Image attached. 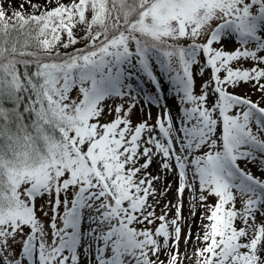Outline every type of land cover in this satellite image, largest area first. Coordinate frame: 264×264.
Returning <instances> with one entry per match:
<instances>
[{
	"label": "snow or ice",
	"instance_id": "obj_1",
	"mask_svg": "<svg viewBox=\"0 0 264 264\" xmlns=\"http://www.w3.org/2000/svg\"><path fill=\"white\" fill-rule=\"evenodd\" d=\"M8 5L0 264H264V0Z\"/></svg>",
	"mask_w": 264,
	"mask_h": 264
},
{
	"label": "rangeland",
	"instance_id": "obj_2",
	"mask_svg": "<svg viewBox=\"0 0 264 264\" xmlns=\"http://www.w3.org/2000/svg\"><path fill=\"white\" fill-rule=\"evenodd\" d=\"M20 2H21V0H9V5H8V6H9V7H13V6H15V5H18ZM78 35H82V32H78ZM237 46H238V45L235 44L234 41H233V43H230V44L227 45V47H228L229 50H231V49H233L234 47H237ZM245 66H248V65H245ZM201 82H202V79H201L199 76H197V80H196V83H197L196 92H197V93H199V91H200L199 85H200ZM146 87H147L149 90L154 91V89L151 88V85H146ZM164 87L167 89V88L169 87V85H168L167 83H165V84H164ZM236 91H237L239 94L243 95V94H245V93H251L252 90H251L248 86H243V87H241L240 89H237ZM73 95H75V93H73ZM259 95H260L259 93H256L255 95L252 96V99H254V100L258 99ZM169 99L171 100L172 98L169 97ZM170 106H174V104H173V105H170ZM148 110H149V109L146 108V109H145V112H147ZM150 110H151V113H152V116H153V121H154L155 116H156V114H157V109H156L155 107H150ZM111 118H112L111 116H108V117H107V119H109V120H110ZM142 119H144V114H142V113L140 112V110L138 109V110L136 111V113L134 114V116H133V122L136 123V122H138V121H140V120H142ZM241 166H242V167L244 166V163H243V162L241 163ZM249 167L252 168L253 172H255L257 175L260 174L259 172H256L255 167H253L252 165H249ZM150 171L155 175V174L157 173L158 169H157V167L154 165V166L150 169ZM169 180H170V179H169ZM171 180H172V179H171ZM171 180H170V181H171ZM173 182H174V181H173ZM175 187H176V184H175V182H174L173 185H172V191H171V192L169 193V195L166 197L167 200H172L173 202H175ZM163 203H164V201L162 200V201H161V205H162ZM159 214H160V208L158 207V208H157V215H159ZM173 215H174V210H173L172 213L169 214V216L171 217V216H173ZM184 216H185V217L188 216V206H187V201H185ZM42 219H43L45 225L47 226V224H48V218H47V217H42ZM157 223H159V222H157ZM188 223L191 224L192 232H193L194 234L197 233V232L199 231L198 220H191V221H189ZM188 223H186V224H184V225L182 226V227L184 228L185 232L187 231ZM85 227H87V225H85ZM196 246H197V241L192 240V241L189 243L187 250L191 252L192 250L195 249ZM180 251H181L182 253L185 251V244H184V242H183V236H182L181 243H180ZM189 264H190V262H189Z\"/></svg>",
	"mask_w": 264,
	"mask_h": 264
},
{
	"label": "trees",
	"instance_id": "obj_3",
	"mask_svg": "<svg viewBox=\"0 0 264 264\" xmlns=\"http://www.w3.org/2000/svg\"><path fill=\"white\" fill-rule=\"evenodd\" d=\"M82 35H83V33H82ZM82 46H83V44H82V43L77 45V47H82Z\"/></svg>",
	"mask_w": 264,
	"mask_h": 264
},
{
	"label": "bare ground",
	"instance_id": "obj_4",
	"mask_svg": "<svg viewBox=\"0 0 264 264\" xmlns=\"http://www.w3.org/2000/svg\"><path fill=\"white\" fill-rule=\"evenodd\" d=\"M168 179H170V180H171V179H172V177L170 176ZM173 183H174V182H173ZM172 185H173V184H172Z\"/></svg>",
	"mask_w": 264,
	"mask_h": 264
}]
</instances>
